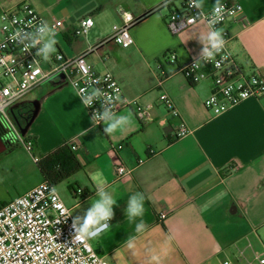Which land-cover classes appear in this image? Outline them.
Masks as SVG:
<instances>
[{
	"label": "crops",
	"instance_id": "obj_1",
	"mask_svg": "<svg viewBox=\"0 0 264 264\" xmlns=\"http://www.w3.org/2000/svg\"><path fill=\"white\" fill-rule=\"evenodd\" d=\"M25 1L50 25L63 21L56 49L70 58L85 55L95 71L111 72L129 104L117 115L133 114L127 130L106 136L104 125L93 127L85 106L61 79L34 88L8 111L10 122L0 117V136L7 128L4 120L11 136L34 142L36 158L77 141L76 155L83 170L70 178V198L61 197L74 219L84 215L103 182L117 201L111 227L92 241L96 251L108 264L251 262L249 238L264 227V96L215 115L205 107L212 84H193L175 73L178 66L198 56L202 46L196 39L207 33L208 25L199 23L173 35L166 20L172 10L182 8V0H0V16ZM167 1L169 6H162ZM221 2L239 3L245 13L243 21L229 22L224 28L232 37L229 51L247 73L264 75V0ZM214 3L204 0L203 11H211ZM122 9L140 18L131 29L135 44L127 49L112 41L103 43L113 27L122 24ZM86 17L94 19V28L76 38L74 29ZM168 53L175 54L176 63L163 60ZM160 64L170 75L162 89L192 130L184 138L176 135L179 121L159 101ZM138 107L145 113L140 115ZM27 119L22 133L18 125L24 127ZM11 141L4 152L10 150ZM118 145L123 148L117 156L133 170L121 179L109 154ZM42 182L39 172L25 193ZM136 192L145 196L143 219L148 227L141 234L124 212L129 196ZM130 236L136 237L134 249L126 246Z\"/></svg>",
	"mask_w": 264,
	"mask_h": 264
},
{
	"label": "built area",
	"instance_id": "obj_2",
	"mask_svg": "<svg viewBox=\"0 0 264 264\" xmlns=\"http://www.w3.org/2000/svg\"><path fill=\"white\" fill-rule=\"evenodd\" d=\"M182 3V8L172 10L166 20L167 27L173 35H178L199 23L208 25L207 17L212 10L202 11L201 14L199 10L189 6V0H182ZM169 4L167 1L162 6L166 7ZM223 4L224 18L215 27L223 30L227 42L225 50L216 55L213 62L201 60L199 66H193V59L178 66L175 72L193 84L204 81L212 84L213 91L206 99L205 107L215 115L223 114L250 98L264 96V75L258 72L247 73L228 48L232 37L224 28L229 22L245 19L243 6L232 2ZM120 14L122 24L114 26L111 37L103 43L112 41L119 47L127 49L135 44L131 29L140 18H135L123 9L120 10ZM41 21H44L43 18L27 1L5 10L0 16V117L10 122L8 111L11 108L21 103L34 88L57 77L67 81L75 93L73 84L88 91L93 88L102 89L106 94L105 99L110 100L116 114L129 107L124 98L123 88L116 77L111 72L95 71L86 61L85 55L70 58L57 50L51 59L45 62L35 55V48L25 49L12 40L17 31H34ZM94 25L92 17L82 19L74 29V36L76 38L87 36ZM52 26L55 27L56 33H59L64 24L58 20ZM163 60L176 63V56L168 53ZM159 69L162 71L158 80V89L161 91L159 101L168 109L172 118L179 121L176 125V135L178 138H184L192 134V130L182 120L170 95L162 89L170 75L162 69L161 64ZM100 107V101L91 107L85 106L90 117L94 111L100 110ZM138 110L140 115L145 113L140 107ZM92 122L95 123L93 120ZM102 125L101 123L96 126ZM21 141L29 152L33 150V143ZM68 144L76 153L77 141L73 140ZM122 148L118 145L112 146L109 150L110 156L114 159L118 179L130 176L133 172L117 156L118 149ZM39 161V158H35L36 163ZM144 161L139 160V164H143ZM165 217L164 214L161 216L162 219ZM73 223L72 210L65 205L57 188L45 181L42 182L0 206V264H108L105 257L93 247L94 239H74ZM240 256L244 258L243 252ZM254 262L264 264V252L256 254L254 261L248 264Z\"/></svg>",
	"mask_w": 264,
	"mask_h": 264
},
{
	"label": "clouds",
	"instance_id": "obj_3",
	"mask_svg": "<svg viewBox=\"0 0 264 264\" xmlns=\"http://www.w3.org/2000/svg\"><path fill=\"white\" fill-rule=\"evenodd\" d=\"M189 6L199 10L202 14L204 0H189ZM224 14L225 5L221 0H215L212 12L207 17L209 30L206 34H202L196 39L202 47L198 56L194 57L193 66H199L201 60L213 62L216 55L225 50L227 42L223 30L215 27L223 20ZM12 40L22 45L25 49L35 48V55L45 62L49 61L57 51L56 29L47 21H41L34 31H17L12 36ZM73 87L76 89V95L84 106L91 107L95 102L100 101V110H96L92 114L91 119L95 122L92 125L95 127L102 123L104 125L103 132L106 136H112L118 131L123 132L133 124V114L129 112L125 115H117L111 107L110 100L105 99L106 94L102 89L93 88L88 91L79 88L76 84H73ZM95 196L96 199L91 203L84 215L74 219V239H95L101 232L111 227L110 221L114 217V206L117 201L113 193L108 190L106 182L97 187ZM145 211V196L143 193L136 192L129 196L124 212L127 220L135 223V232L137 234L143 233L148 227L143 219ZM135 240L136 237H128L126 246L129 249H134Z\"/></svg>",
	"mask_w": 264,
	"mask_h": 264
},
{
	"label": "rangeland",
	"instance_id": "obj_4",
	"mask_svg": "<svg viewBox=\"0 0 264 264\" xmlns=\"http://www.w3.org/2000/svg\"><path fill=\"white\" fill-rule=\"evenodd\" d=\"M159 72L161 73V70ZM2 121V124L10 129L7 122ZM12 138H15L14 142L11 141ZM7 139L11 141L8 144L11 148L7 152L0 154V206L3 202H10L25 193L27 186L36 181L40 172L35 162V158L38 156L36 148L29 152L15 135L9 136ZM70 181L62 182L57 186V191L64 201L71 196L67 187ZM249 239L253 248L249 251L248 257L254 261L256 254L264 252V227L259 229L258 233ZM254 264L257 263L254 262Z\"/></svg>",
	"mask_w": 264,
	"mask_h": 264
},
{
	"label": "trees",
	"instance_id": "obj_5",
	"mask_svg": "<svg viewBox=\"0 0 264 264\" xmlns=\"http://www.w3.org/2000/svg\"><path fill=\"white\" fill-rule=\"evenodd\" d=\"M29 142L33 143L34 146V142L31 139L25 140V143ZM37 165L44 177V181L53 187L70 180V178L83 170L80 160L68 143L42 157ZM81 192L84 198L88 197L83 190ZM4 204L6 203H2L1 206Z\"/></svg>",
	"mask_w": 264,
	"mask_h": 264
},
{
	"label": "water",
	"instance_id": "obj_6",
	"mask_svg": "<svg viewBox=\"0 0 264 264\" xmlns=\"http://www.w3.org/2000/svg\"><path fill=\"white\" fill-rule=\"evenodd\" d=\"M53 80H61V78L57 77V78H54ZM30 119H31V118H30ZM30 119H27L28 121H26V124H25L24 127H21V126H19V125L17 124L18 127H19V130H20L22 133L25 131V128H26V126L29 124V120H30ZM4 135H5V136H0V143L2 144V148H0V153H1V152H4V151L6 150V148H7L6 142L9 141V139H7V138H9V136H11V134H10V132H8V129H7V128L5 129ZM6 137H7V138H6ZM6 139H7V140H6Z\"/></svg>",
	"mask_w": 264,
	"mask_h": 264
},
{
	"label": "flooded vegetation",
	"instance_id": "obj_7",
	"mask_svg": "<svg viewBox=\"0 0 264 264\" xmlns=\"http://www.w3.org/2000/svg\"><path fill=\"white\" fill-rule=\"evenodd\" d=\"M2 144L0 143V148H1Z\"/></svg>",
	"mask_w": 264,
	"mask_h": 264
}]
</instances>
